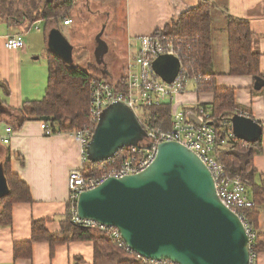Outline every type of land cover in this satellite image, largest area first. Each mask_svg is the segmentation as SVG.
Here are the masks:
<instances>
[{
	"label": "crops",
	"instance_id": "1",
	"mask_svg": "<svg viewBox=\"0 0 264 264\" xmlns=\"http://www.w3.org/2000/svg\"><path fill=\"white\" fill-rule=\"evenodd\" d=\"M82 0H74L75 5ZM93 4L96 17H105L104 31L113 20L122 24V30L110 32L119 39V51L114 58L101 57L95 66L107 81L116 82L123 77L130 58V45L135 38L149 36L163 31L175 23L185 11L195 7L201 0H86ZM109 1V3H108ZM213 3L211 12L212 71L218 88L234 90L237 111L257 122L261 127L262 153L254 157L257 171L255 184L261 186L264 175V77L230 76L227 46V19L246 21L251 31V50L259 55V70L264 74V0H208ZM110 5V6H108ZM90 7V6H88ZM89 10V8H88ZM70 19V18H68ZM98 25L103 20L98 19ZM26 22V20L24 21ZM45 23L41 32L39 24ZM97 25V22H96ZM22 26V25H21ZM32 26H37V30ZM63 21L39 20L25 27L9 28L0 19V138L10 128V141H0V165L9 160L10 169L26 183L32 197L31 203H17L12 208V225L0 226V264H94L93 244L90 241H69L54 247L48 243H34L31 259H15L14 242H26L31 238V224L35 220H48L49 232L60 235L61 221L68 207V176L79 168L80 146L69 133H55L46 136L40 128V121L27 117L21 121L26 102L39 101L47 87L48 70L46 56L51 49L48 32L57 29L66 40ZM99 27L96 33H99ZM23 34L24 46L17 50L4 47L5 38L12 34ZM117 36V37H116ZM67 41V40H66ZM105 47L106 44L104 43ZM109 44V43H108ZM96 51V50H95ZM95 55V52H94ZM122 62L123 73L114 77L113 68ZM220 69L215 72L214 65ZM197 86H187L184 94L175 97L170 104L173 110H190L195 105L210 107L213 94L199 92ZM49 127V126H48ZM50 128V127H49ZM54 129V128H53ZM52 129V130H53ZM257 233L264 234V205L259 207ZM118 257L102 258L97 264H117ZM255 264H264V252L256 257Z\"/></svg>",
	"mask_w": 264,
	"mask_h": 264
},
{
	"label": "water",
	"instance_id": "2",
	"mask_svg": "<svg viewBox=\"0 0 264 264\" xmlns=\"http://www.w3.org/2000/svg\"><path fill=\"white\" fill-rule=\"evenodd\" d=\"M47 37L51 52L69 65L72 47L62 34L53 28ZM100 45L95 51L97 62L105 48L102 42ZM152 68L164 82L171 83L179 61L163 55ZM231 125L238 140L260 138L261 127L250 117L235 115ZM145 136L130 108L111 104L103 110L86 147L87 160L107 161L122 148L138 147ZM7 192L0 168V197ZM77 213L81 219L115 227L124 243L145 260L249 264L248 236L242 222L218 199L206 166L177 142L158 144L154 160L138 174L110 177L85 191Z\"/></svg>",
	"mask_w": 264,
	"mask_h": 264
},
{
	"label": "trees",
	"instance_id": "3",
	"mask_svg": "<svg viewBox=\"0 0 264 264\" xmlns=\"http://www.w3.org/2000/svg\"><path fill=\"white\" fill-rule=\"evenodd\" d=\"M16 1L20 6L16 5ZM34 0H0V19L9 27H22L35 21L46 20L57 23L63 19L72 7L73 0H45L40 7ZM213 3L201 0L198 5L185 11L170 27L157 33L164 34L182 42L183 67H191L194 75L207 76V81L197 84V91L213 94V102L208 108L215 125L223 117L232 118L239 113L234 99V90L218 88L215 85V74L212 71V37L211 12ZM66 18L65 20H67ZM26 20V22H24ZM22 25V26H21ZM227 46L230 76L264 77L259 70V55L251 50V31L246 21L234 18L227 19ZM186 45L190 48L186 50ZM48 80L43 98L39 101L26 102L21 121L27 117L44 122L55 133H71L88 123L89 85L94 79H104L96 67L81 69L69 66L52 52L46 56ZM170 104L144 110L145 122L152 128L163 131L170 127ZM245 116V115H244ZM226 118V119H227ZM262 153L260 138L254 142L237 140L236 144L221 154V162L230 176H241L247 180L249 193L254 206L243 210L245 220L254 234L251 243V254L256 257L264 252V234L257 233L259 207L264 205V175H261V186L255 184L257 174L254 168V157ZM6 181L8 192L0 197V226L12 225V208L17 203H31L32 197L26 183L10 169L9 160L0 165ZM48 220H35L31 224V238L26 242H14L15 259H31L34 243H48L51 255L55 246L69 241H90L93 244L94 264L102 258L118 257L117 264H151L135 255L125 252L106 234L96 228H86L70 220L68 207L65 218L61 221L60 235L48 231ZM160 264H170L163 261Z\"/></svg>",
	"mask_w": 264,
	"mask_h": 264
},
{
	"label": "built area",
	"instance_id": "4",
	"mask_svg": "<svg viewBox=\"0 0 264 264\" xmlns=\"http://www.w3.org/2000/svg\"><path fill=\"white\" fill-rule=\"evenodd\" d=\"M63 24L70 25L71 20H64ZM32 27L38 29L37 26ZM132 44H137V50L130 54L125 73L119 81L111 82L106 79L91 81L88 123L69 133L79 143L81 163L80 167L72 170L68 176V213L71 222L82 227L98 229L114 240L125 252L145 260L124 243L115 227L79 218L77 204L85 191L96 188L106 179L123 178L146 169L156 156L158 144L177 142L194 153L209 170L218 199L237 215L245 228L248 236L249 264H255L256 256L250 252L254 234L243 212L244 209L254 206L248 182L241 176H230L220 159L221 154L232 148L238 140L232 131L231 118H223L218 125H215L211 112L204 106L195 105L187 111L173 110L170 114L169 130L163 131L150 127L145 122L143 114L146 109L170 104L174 97L184 94L189 81H193L197 86L200 81L205 82L209 77L194 75L191 67H183V43H178L169 36L156 32L135 38ZM23 46L21 33L8 35L5 38L4 47L8 50L21 49ZM189 48L186 45V50ZM163 55L173 56L179 61L178 74L171 83L164 82L152 68L153 62ZM114 103H122L136 114L146 136L138 147L122 148L107 161L91 163L87 160L86 147L103 110ZM40 128L46 136L54 134L44 122H40ZM11 132L10 128H6L4 136L0 138L4 145L9 144ZM150 262L160 264L163 261Z\"/></svg>",
	"mask_w": 264,
	"mask_h": 264
},
{
	"label": "rangeland",
	"instance_id": "5",
	"mask_svg": "<svg viewBox=\"0 0 264 264\" xmlns=\"http://www.w3.org/2000/svg\"><path fill=\"white\" fill-rule=\"evenodd\" d=\"M44 1L45 0H34V2L32 1V3H34V5L38 8L44 3ZM55 1H60V0H55ZM21 2H23V0H21ZM16 5L20 6V3L16 1ZM92 7L93 4L90 5L89 1L82 0L80 3L77 2V4L75 5L73 0L71 9L68 11L66 16L63 19H61V21H64L66 18H70L69 20H71V24L66 28V30L65 29L62 30L63 34L66 36L67 42L72 47L69 66L79 67L81 69H87L90 66L96 67L94 52L97 48H99L100 42L109 43L106 44L107 47H105L101 52L102 54L100 55V58L101 56L108 59L113 57L115 58L117 52L118 54L120 53L118 49L120 40L117 38L114 39V35L110 36V32L112 30L117 29V26L119 27L117 31H119V29L122 30V26H121L122 24L118 23L119 20L118 22L116 20H113L114 18L113 15L109 23L106 25L107 28L99 42L97 39L98 36L102 34V32L104 31L105 17L101 16V17H96L94 19L93 15L89 13L90 9L92 12L93 10ZM99 18L103 20L102 25H98ZM25 26L26 25H23L22 27ZM98 27H99L98 30L99 33L98 32L96 33L95 31L96 28ZM38 28L41 32H44L46 30V24L41 23L39 24ZM136 50H137V44H132V46L130 47V53H133ZM118 58L121 59V54L118 55ZM121 64L122 62L119 61V64L115 65V70L113 68L114 77L118 78L120 75H122L123 70L122 67H120ZM214 69L215 72H217L220 68L215 64ZM191 84H194L193 81H189L187 86L189 85L190 87ZM172 103L173 102H171L170 104ZM223 118H227V116Z\"/></svg>",
	"mask_w": 264,
	"mask_h": 264
}]
</instances>
